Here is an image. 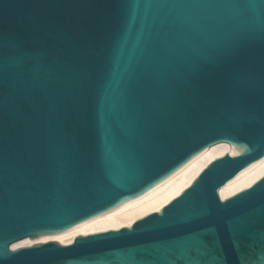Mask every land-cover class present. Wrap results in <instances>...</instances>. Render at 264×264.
Masks as SVG:
<instances>
[{"label": "water", "instance_id": "1", "mask_svg": "<svg viewBox=\"0 0 264 264\" xmlns=\"http://www.w3.org/2000/svg\"><path fill=\"white\" fill-rule=\"evenodd\" d=\"M212 160L129 226L11 248ZM264 0H0V264H264Z\"/></svg>", "mask_w": 264, "mask_h": 264}, {"label": "bare ground", "instance_id": "2", "mask_svg": "<svg viewBox=\"0 0 264 264\" xmlns=\"http://www.w3.org/2000/svg\"><path fill=\"white\" fill-rule=\"evenodd\" d=\"M230 151L232 155L236 154V150L225 142L214 144L195 156L169 178L143 195L129 200L69 230L43 234L35 238L25 237L17 240L11 244V248L16 249L48 241H58L62 244H68L71 237L80 234H90L109 229H117L122 226H129L136 219L148 213L159 211L165 204L190 185L199 172L212 160ZM263 175L264 157L239 171L232 179L221 186L218 191L220 198L224 200L240 190L247 188Z\"/></svg>", "mask_w": 264, "mask_h": 264}]
</instances>
